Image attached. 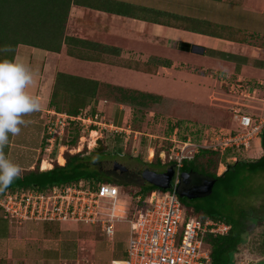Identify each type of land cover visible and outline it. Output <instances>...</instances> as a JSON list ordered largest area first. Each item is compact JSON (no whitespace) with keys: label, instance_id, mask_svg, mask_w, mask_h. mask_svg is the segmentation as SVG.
I'll return each instance as SVG.
<instances>
[{"label":"crops","instance_id":"crops-1","mask_svg":"<svg viewBox=\"0 0 264 264\" xmlns=\"http://www.w3.org/2000/svg\"><path fill=\"white\" fill-rule=\"evenodd\" d=\"M182 5L184 6L183 3L178 4L175 0H6L1 4L0 8L3 10L0 13L3 15L2 18L7 21H2L3 19L0 18V59H14L30 69L33 82L26 91L40 102L38 111L23 117L26 124L21 126L20 133L9 136V141L4 148L6 156L21 169H32L38 159L40 170H47L53 166L51 161L50 167L45 169L40 167L43 160H51L44 157V123L46 111L52 108L49 106V98L58 72L98 82L96 101H92L86 106L93 113L101 114L102 111H105L109 115L111 113H114V116L125 115L126 107H129L127 104L132 106V103L127 101L123 90L152 94L155 99L157 96L163 98V95L121 81L122 71L179 79L182 77L181 75L185 77V75H189V72L197 71L198 74L200 72L208 79L211 86L209 94H212L216 90V83L219 82L214 73L219 69L234 73L238 84L241 82L243 85H249L250 91L247 95L241 88L238 90L243 94L242 96L254 100L255 93L259 92L258 89L261 87L258 83L264 81V61L261 60L262 57L264 58V50L261 49L257 54L254 53L255 56L248 52L251 47L246 44L247 35L245 34L248 32L247 30H252V21H246L245 24L241 20H233L235 21L233 22L232 19H227L220 10L216 19L207 20L239 29L233 35L243 37L244 41L210 36L192 31L189 29L190 23H187V27H183L181 22L173 18L174 14H177L201 19L194 13L186 12L188 9L185 12L180 8V10L175 9ZM65 13L63 36L68 38V41L62 43L58 52L26 43H18L14 47V40L23 38L44 44L47 38V24H54L56 32V24L62 20ZM16 18L25 21L23 27H19L20 25L16 23L15 25L8 24V21L12 22V19ZM202 19L206 20V18ZM18 23L20 24V22ZM160 45L166 49L162 53L158 52ZM169 49L182 53L201 54L232 64L201 65L198 66L199 68H190L185 66L184 62L174 59ZM70 54L87 55L91 56V59H81ZM258 54H262L258 56L260 58H257ZM49 55H53L54 58L48 65ZM68 58L76 61L75 64L79 66L84 65V71L82 72L80 69L79 72L75 70L74 73L58 69L60 61L64 59L67 61ZM213 68L216 70L212 73L206 72V69L212 70ZM254 71L258 75L254 74ZM260 72L263 75L260 76ZM121 94L123 99L119 97ZM209 94L208 96H210ZM249 153L254 156L248 159L257 158L261 154L259 137ZM1 216L0 212V221L5 222ZM248 218L247 213L246 221ZM259 218H264V215ZM117 222L119 221H116L115 225ZM260 222V219L257 220V223ZM4 225L5 231L3 236L0 235V243H3L8 249L0 252V264H61L75 260L77 249L73 246L65 249L62 243L73 242V239L71 240V225L83 226L81 229H84V226L94 227L102 234L103 239H94V233H91L89 238L93 239H90L89 242H112L110 248L113 255H116L114 243L121 241L117 238L115 241L116 228L113 236L110 237L100 231L97 226L87 224L34 223L30 221L21 225L26 231L23 233V237L16 235L18 226L11 228L9 222L8 225L5 223ZM128 230L129 226L127 237ZM127 237L123 254L112 257L110 263L114 264L113 261L120 262L126 258ZM101 245L98 249H102L104 243Z\"/></svg>","mask_w":264,"mask_h":264},{"label":"rangeland","instance_id":"rangeland-1","mask_svg":"<svg viewBox=\"0 0 264 264\" xmlns=\"http://www.w3.org/2000/svg\"><path fill=\"white\" fill-rule=\"evenodd\" d=\"M5 2L6 0H0V5ZM175 2L184 4V6L176 7V10L182 9L185 12L188 9L186 12L194 13L201 18L216 19L221 10L225 17L232 19V21L241 20L244 24L246 21H252V30H247L248 32L245 34L247 35L246 44H249L251 49L253 48L252 50H248V52L252 56H255L254 53L257 54L261 49L264 50V0H175ZM1 10L3 9L0 8ZM2 17L3 15L0 13V18ZM2 19V21H7V19ZM23 22L25 21L16 18L12 19V22L8 21V24L15 25L16 23L20 25L19 27H23ZM165 50L162 45L158 48V52L160 53ZM170 52L174 56V59L184 62L185 66L190 68H199L201 65L210 66L217 64L222 66L232 64L225 60L213 59V57L201 54L182 53L177 50H170ZM260 55L258 54L257 58H260L258 57ZM52 56H48V60H50L48 65L52 58H54ZM261 60L264 61V58L262 57ZM75 63L76 61L71 58H68L67 61L65 59L61 60L58 69L66 72H74L75 70L79 72L82 69L83 72L84 65L79 66ZM206 70V72L212 73L216 69ZM216 71L218 73H214V76L218 77L219 82L216 83V90L212 92L213 95L209 94L211 86L208 79L202 73L199 72L198 74L197 71L195 73L189 72V75H185V77L181 75L180 79L174 77L166 78L159 75L149 76L148 74L135 73L134 71H122L121 81L137 88L163 95V98L162 96H157V99L153 100L141 99V95L139 94H134L132 97L123 92L125 98L128 99L127 101H132L130 102L132 106L131 104H127L129 107H126L125 115L114 116V113L109 115L105 111H102L101 114L99 113V115H102L100 118H102L103 122H113V124L123 128V131L113 133L102 129L98 133L96 130L89 131L83 129L79 133L76 145L69 146V148L61 147L59 150L55 148L50 153L44 151V157L50 158L52 164L53 162L61 164L64 158L63 154L65 153L74 154L82 151L84 156L89 155V152L95 150L94 146L90 145V132L95 131L98 134L96 138L101 140L100 144L102 146L101 150L98 151L100 152L98 158H96L100 160L98 165L101 169H104L105 175L129 184L123 185V194L124 192L132 194L139 189L141 184L145 183L140 173L144 168L164 170L170 165L154 166L153 164L159 159V153L162 150L168 151L170 146L169 138H173V134H175L177 140L190 137L193 143H204L208 146L214 144L216 150H210L220 154V162L217 164L216 173L221 174L226 168V163H232L239 158L248 159L254 156L249 153V150H251V147L253 148L258 137L256 134L250 137L248 143L241 140V142L234 143L235 145L228 144L225 147L217 143L221 142V138H227L235 132L238 134L250 133L245 131L240 124L242 115H252V119L257 121L256 124L264 122V86L258 89L259 92L255 93V99L252 100L251 98L242 96L243 94L238 90V80H236L237 77L234 73L219 69ZM190 74L195 76H190ZM227 74L229 75L228 77L226 76ZM254 74L258 75L256 71H254ZM259 75L261 76L263 73ZM258 85L260 84L258 83ZM123 95L121 94L119 97L123 99ZM141 100L147 104L144 105V103L142 105L140 103ZM218 132H221V135ZM217 135L221 137L218 140H216L219 137ZM63 141H61V144ZM190 149L186 151L187 154L193 153L189 152ZM221 153L226 155L221 156L223 155ZM60 154L61 159L59 158ZM102 158L109 160L104 161ZM113 160L125 165L127 171L122 174H119L117 171L112 172ZM238 179L239 181L236 182L235 186L231 187L233 196L225 198V195L216 191L217 189L215 188L213 191L215 194L214 199L218 201L224 199L230 210V215L234 214L237 216L242 210H245L249 218L257 217L259 221V217L264 215V170L251 173L242 172V174L238 175ZM123 196L121 195L122 198L126 199L125 195ZM208 197L209 195L206 196V200ZM208 200L205 203H209ZM29 222H16L12 220V222H9V226L11 228L18 226L16 235L23 237V233L26 231L24 226L21 225ZM115 226V241L116 238L121 239V241L114 243L116 255H113L110 248L113 244L112 242H89L93 238L97 240L103 239L102 234L98 230H95L94 227L84 226V229H81L83 226L71 225V240L73 239V242L62 243L65 249H69L70 246L75 247L77 255L74 258L75 260L61 264H112V262L110 263L112 257L123 254L128 224L125 221H119ZM77 228H79L78 231ZM91 233H94L93 238H89ZM101 243H104V246L102 249H98L102 246ZM7 249V246L0 243L1 253ZM96 252L98 253L96 254Z\"/></svg>","mask_w":264,"mask_h":264},{"label":"built area","instance_id":"built-area-1","mask_svg":"<svg viewBox=\"0 0 264 264\" xmlns=\"http://www.w3.org/2000/svg\"><path fill=\"white\" fill-rule=\"evenodd\" d=\"M264 86V81L259 82ZM245 95L249 85H237ZM256 88L255 86L253 87ZM78 121L81 130L123 131L113 122H103L98 112L85 107L75 116L50 108L45 113L44 150L50 153L61 148L69 122ZM252 115H242L240 124L249 134H231L221 138L219 145L228 146L259 137L263 122L256 124ZM170 146L159 153L161 165H173L175 174L172 187L154 190L143 200L133 196L134 203L128 211L126 199L119 188L111 183H99L96 187L83 186L81 182L71 186H53L50 189L15 188L0 191V210L16 222H53L58 224H87L97 226L107 236H113L116 221H126L129 226L126 241V258L114 264H209L210 254L203 237L206 233L225 234L229 225L222 220L200 221L188 216L175 190L184 160H190L199 149H214V144L191 142L190 137L177 140L175 134L169 138ZM223 143V144H222ZM235 145V144H234ZM239 145V144H237ZM190 153L187 154V150ZM154 198L151 201V198Z\"/></svg>","mask_w":264,"mask_h":264},{"label":"trees","instance_id":"trees-1","mask_svg":"<svg viewBox=\"0 0 264 264\" xmlns=\"http://www.w3.org/2000/svg\"><path fill=\"white\" fill-rule=\"evenodd\" d=\"M65 18L66 13L63 15L62 20L57 22L56 32L54 31V24H47V38L45 39L44 44H38V42L23 38L15 39L14 47H16L18 43H26L34 47L58 52L62 43L68 41V38L63 36ZM173 18L181 22V26L183 27H187V23H190L191 27H189V29L195 32L226 38L229 40L241 39L239 41H244L243 37L241 38L240 36L236 37L233 35V33L238 32L237 30L239 29H234L226 24H219L207 19L204 20L202 18H192L177 14H174ZM70 55L81 59H91V56L87 55ZM97 89L98 82L95 80L58 72L50 94L49 106L54 108L56 111H62L68 115L75 116L82 108L86 107L92 101H96ZM123 92L132 97L134 94H139L141 95V99H155V96L152 94L141 93L135 90H123ZM140 103L143 105L145 102L141 100ZM146 104L147 103L144 105ZM80 131L81 126L78 121L69 122L63 137V140L66 142L62 140L63 142L61 147L69 148V146L76 145ZM259 138L261 154L257 158H239L232 163H226V168L221 174L216 173L217 164L220 162V154L218 152L211 151L210 149H200L192 159L184 160L180 169V171L192 169L215 179L212 193L207 198V200L209 199V203H205L207 202L206 197L203 199H188L185 197H179L181 204L186 209L187 215L196 216L202 222L206 219H214L222 220L230 225L225 234L206 233L204 235L203 241L209 249L210 254L209 264H235L234 254L241 243L242 229L247 223V212L242 210L237 216L234 214L230 215V210L227 207L226 201L224 199L222 201L214 199L215 194L213 191L216 188V191L225 195V198L233 196L231 187L235 186L236 182L239 181V174H242V172L251 173L264 170V123L261 126ZM99 153L100 152L97 150H92L87 156H84L82 151L74 154L65 153L63 154V164L53 162V166L47 170L39 169L38 159L36 165L32 169H21L20 176L17 177L13 183L3 191L13 190L19 187L45 190L50 189L53 186H71L77 182H81L85 187H96L99 183H111L118 186L122 196L125 195L128 211L130 212L131 205L134 203V200L132 199L133 196L140 195L141 200H143L150 194V192L160 190V188L145 182L144 184H141L139 189L134 191L132 194L129 192H124L123 194V185L129 184L107 176L99 169V166L96 164V158H98ZM221 154H223L221 156L226 155L224 153ZM154 163V166L161 165L159 159ZM0 212L2 214V219L5 221H0V235L3 236L5 231L4 223L8 225V222H12V220L9 219V217H7L2 210H0Z\"/></svg>","mask_w":264,"mask_h":264},{"label":"clouds","instance_id":"clouds-1","mask_svg":"<svg viewBox=\"0 0 264 264\" xmlns=\"http://www.w3.org/2000/svg\"><path fill=\"white\" fill-rule=\"evenodd\" d=\"M32 82V73L23 63L0 59V191L21 174V168L6 156L4 148L9 136L19 134L26 124L23 117L40 108V102L26 91ZM257 219L248 218L242 229L241 243L234 255L236 264L264 262V218H259L260 223Z\"/></svg>","mask_w":264,"mask_h":264},{"label":"water","instance_id":"water-1","mask_svg":"<svg viewBox=\"0 0 264 264\" xmlns=\"http://www.w3.org/2000/svg\"><path fill=\"white\" fill-rule=\"evenodd\" d=\"M101 140L97 139L94 145L95 150L100 151ZM113 168L119 170L120 173L127 171V167L122 163L115 161ZM175 174L173 165H169L163 171H156L144 168L141 176L145 182L154 185L160 189H168L172 187V181ZM215 179L211 176L199 173L195 170H183L179 173V178L175 190L179 197L188 199L203 198L212 193ZM154 198H151V201Z\"/></svg>","mask_w":264,"mask_h":264},{"label":"bare ground","instance_id":"bare-ground-1","mask_svg":"<svg viewBox=\"0 0 264 264\" xmlns=\"http://www.w3.org/2000/svg\"><path fill=\"white\" fill-rule=\"evenodd\" d=\"M91 134H90V138H91V140H90V145L93 147L94 145H95V141H96V136H98V134H97V132H95V131H91L90 132ZM58 156V155H57ZM59 158L61 159V154L59 155ZM51 166V161H47V160H43L42 162H41V168L42 169H45V168H48V167H50ZM221 167V166H220Z\"/></svg>","mask_w":264,"mask_h":264},{"label":"flooded vegetation","instance_id":"flooded-vegetation-1","mask_svg":"<svg viewBox=\"0 0 264 264\" xmlns=\"http://www.w3.org/2000/svg\"><path fill=\"white\" fill-rule=\"evenodd\" d=\"M102 159H104V161H108V160H109V159H107V158H102ZM99 162H100V160H97V163H96V164L98 165ZM114 162H115V160L112 161V172L117 171L119 174H122V173L119 172V170H117V169L115 170V169L113 168V164H114ZM98 166H99V165H98ZM99 169L104 173V169H101L100 166H99ZM155 170H156V171H163V170H160V169H157V168H155ZM189 170H190V169H189ZM181 171H182V170H181ZM181 171H180V172H181ZM125 172H126V171H125ZM123 173H124V172H123ZM140 173H141V172H140ZM110 177H111V176H110Z\"/></svg>","mask_w":264,"mask_h":264}]
</instances>
